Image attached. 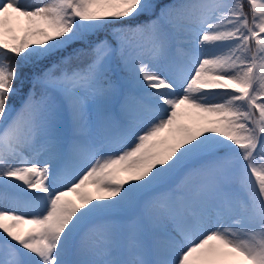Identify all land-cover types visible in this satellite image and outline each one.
Returning a JSON list of instances; mask_svg holds the SVG:
<instances>
[{
    "label": "snow or ice",
    "instance_id": "1",
    "mask_svg": "<svg viewBox=\"0 0 264 264\" xmlns=\"http://www.w3.org/2000/svg\"><path fill=\"white\" fill-rule=\"evenodd\" d=\"M0 184V264H264V0H0Z\"/></svg>",
    "mask_w": 264,
    "mask_h": 264
},
{
    "label": "rangeland",
    "instance_id": "2",
    "mask_svg": "<svg viewBox=\"0 0 264 264\" xmlns=\"http://www.w3.org/2000/svg\"><path fill=\"white\" fill-rule=\"evenodd\" d=\"M162 2H167V0H162ZM79 47H82L81 44H74L72 46V48H79ZM72 49L70 48L69 51H71ZM45 68V65H39L35 68H29L28 71L25 73L27 76H31L32 74H37L39 75ZM28 83L26 82L25 85H24V91L27 92L28 90ZM17 103H19V101H17ZM3 191V190H1ZM20 196V195H19ZM17 197V196H11V198L9 196H6L5 193L3 192H0V204H3V205H10L12 203V201L16 198H20V197Z\"/></svg>",
    "mask_w": 264,
    "mask_h": 264
},
{
    "label": "bare ground",
    "instance_id": "3",
    "mask_svg": "<svg viewBox=\"0 0 264 264\" xmlns=\"http://www.w3.org/2000/svg\"><path fill=\"white\" fill-rule=\"evenodd\" d=\"M1 190H3V191H1ZM0 192H3V193H5V195L6 196H9L10 198H11V196H22V194L19 192V190H15V189H11V188H7V189H5L4 187H3V185L2 184H0ZM19 196V197H20ZM12 199V198H11Z\"/></svg>",
    "mask_w": 264,
    "mask_h": 264
},
{
    "label": "trees",
    "instance_id": "4",
    "mask_svg": "<svg viewBox=\"0 0 264 264\" xmlns=\"http://www.w3.org/2000/svg\"><path fill=\"white\" fill-rule=\"evenodd\" d=\"M29 68H25V73L28 71Z\"/></svg>",
    "mask_w": 264,
    "mask_h": 264
}]
</instances>
